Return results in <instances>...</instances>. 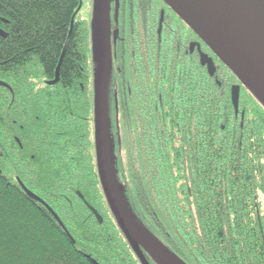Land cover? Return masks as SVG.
<instances>
[{
    "label": "trees",
    "instance_id": "1",
    "mask_svg": "<svg viewBox=\"0 0 264 264\" xmlns=\"http://www.w3.org/2000/svg\"><path fill=\"white\" fill-rule=\"evenodd\" d=\"M80 3L0 0V81L10 89L0 87V264H140L98 179V67L90 23L79 12L59 81L44 84L54 78ZM188 28L191 39L203 42L215 74L209 77L192 56L188 66L175 69L167 47L159 46L166 50L147 93L155 111L150 99L138 101L144 93L134 75L120 87L110 70L112 176L136 225L181 263L264 264V100ZM233 85L240 87L237 115L230 102ZM124 97L131 98L125 115L119 107ZM123 118L133 128L126 134L119 129ZM143 253L149 264H158Z\"/></svg>",
    "mask_w": 264,
    "mask_h": 264
},
{
    "label": "water",
    "instance_id": "2",
    "mask_svg": "<svg viewBox=\"0 0 264 264\" xmlns=\"http://www.w3.org/2000/svg\"><path fill=\"white\" fill-rule=\"evenodd\" d=\"M179 17L190 26L214 51H216L239 75L256 91L264 100L253 83L237 67V65L225 55L219 44L211 34L209 29H213L224 43L231 49L234 55L247 67L251 74L264 87V0H163ZM111 0L92 1V21H91V52L92 60L98 67L97 75L93 81V122H94V150L96 158V168L98 179L105 197L107 206L114 217L118 229L123 234L127 244L132 250L140 264H149L143 252L153 256L158 264L159 261L145 246L138 240L135 231L144 233L135 223L127 209L122 203L112 176L111 166L113 161L112 140L109 130L108 114L106 108V86L111 70V51L108 36L99 30L102 26L107 29L109 24L108 6ZM80 3L75 15L72 17L69 32L59 56L55 69L54 79L47 82L48 86H53L59 81V69L64 57L72 29L74 18L81 9ZM199 63L205 66L209 77L215 74V65L206 54H200ZM0 86L8 88L6 84L0 82ZM239 91L238 85H233L230 89V102L237 115L239 111ZM243 113H241V121ZM242 125V123H241ZM19 185L23 191L33 200L41 202L36 196L27 191L20 181ZM77 196L83 200L82 195L77 192ZM84 201V200H83ZM98 224L102 223L101 216L95 209L84 202ZM46 207V206H45ZM48 211L62 227L57 216L49 209ZM144 235L156 246L163 249L165 258L176 263L183 264L172 256L165 248L153 241L146 233ZM93 264L95 261L91 260Z\"/></svg>",
    "mask_w": 264,
    "mask_h": 264
},
{
    "label": "flooded vegetation",
    "instance_id": "3",
    "mask_svg": "<svg viewBox=\"0 0 264 264\" xmlns=\"http://www.w3.org/2000/svg\"><path fill=\"white\" fill-rule=\"evenodd\" d=\"M92 1L90 7L86 9L85 17L80 18L81 21L90 23V42ZM108 19L107 29L100 26L99 30L108 36L113 82L123 87L126 80L134 75L138 89L144 93L138 101L144 100L145 103L150 99L153 105L149 108L153 107L155 111V99L147 97V93L152 90L149 87L153 88L157 62L162 59L161 53L166 50L159 46L167 47L171 66L176 69L179 66H188L191 56L199 62L200 54H205L203 42L197 37L191 39L188 25L183 23L184 21L172 8L166 7L159 0H111L108 6ZM125 72L128 74L125 75ZM47 82L49 80L44 81V84L47 85ZM7 87L6 89L10 91L8 85ZM140 102L136 104L139 113L144 107ZM130 103L131 98L128 97H124L120 102L119 107L123 109L124 115L131 107ZM127 121L130 120L122 119L120 133L126 134L133 129L130 122L125 123Z\"/></svg>",
    "mask_w": 264,
    "mask_h": 264
},
{
    "label": "bare ground",
    "instance_id": "4",
    "mask_svg": "<svg viewBox=\"0 0 264 264\" xmlns=\"http://www.w3.org/2000/svg\"><path fill=\"white\" fill-rule=\"evenodd\" d=\"M209 29V33L217 41L223 52L226 56H228L231 60H233L238 67L241 69V71L245 74V76L253 83L255 88L258 90L260 95L264 98V87L263 85L251 74V72L245 67L241 61L234 55V53L231 51V49L224 43V41L221 39L220 36L217 35V33L213 29ZM107 102V101H106ZM108 106V105H107ZM138 240L143 242L145 246L151 251V253L156 257V259L159 261L160 264H176L167 258H165V251L161 249L160 247L156 246L154 243H152L142 232H139L137 229H135Z\"/></svg>",
    "mask_w": 264,
    "mask_h": 264
},
{
    "label": "rangeland",
    "instance_id": "5",
    "mask_svg": "<svg viewBox=\"0 0 264 264\" xmlns=\"http://www.w3.org/2000/svg\"><path fill=\"white\" fill-rule=\"evenodd\" d=\"M91 0H81V9L79 11V17L84 18L86 14V9L90 7ZM233 61V60H232ZM234 62V61H233ZM235 63V62H234ZM236 64V63H235ZM237 65V64H236ZM238 67V65H237ZM239 68V67H238ZM240 69V68H239Z\"/></svg>",
    "mask_w": 264,
    "mask_h": 264
}]
</instances>
